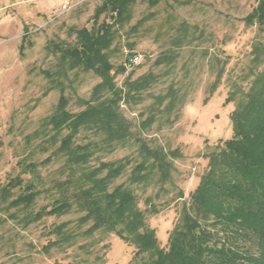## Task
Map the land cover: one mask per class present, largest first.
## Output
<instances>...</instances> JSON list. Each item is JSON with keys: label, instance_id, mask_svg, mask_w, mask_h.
I'll use <instances>...</instances> for the list:
<instances>
[{"label": "rangeland", "instance_id": "1", "mask_svg": "<svg viewBox=\"0 0 264 264\" xmlns=\"http://www.w3.org/2000/svg\"><path fill=\"white\" fill-rule=\"evenodd\" d=\"M102 1L0 0V185L18 176L21 185L29 182L40 189L28 208H4L0 203V264H150L152 260L114 233L86 235L88 225L78 224L82 213L75 206L32 222L25 217L51 207L59 196L53 181L67 173L61 170L64 156L55 148L69 129L55 133L48 122L60 86L68 99L66 109L76 113L86 107L93 87L101 81L94 70L67 69L54 45H73L74 30L109 22L110 13L104 11L94 22ZM257 2L159 0L151 6L148 0H134L129 19L113 26L107 60L115 88L126 90L128 82L147 74L155 79L119 102L130 123L125 141L106 145L103 134L93 128H80L73 140L91 145L87 168L101 162L124 164L109 189L123 184L133 191L159 248H168L169 233L180 223L183 205L208 170L209 154L232 137L230 113L236 100L244 95L254 73L264 70V60L255 66L251 51L256 42L264 45V24L243 21ZM128 54L138 56L129 67ZM170 91L182 101L167 108ZM232 91L236 99L225 103ZM159 96L166 97L159 101ZM151 115L147 125L145 119ZM142 142L178 153L167 157L172 164L169 181L160 182L155 172L146 183L130 182L132 169L143 158ZM213 219L200 222L214 239L246 254H258L253 233L243 234L231 226L224 229L220 223L211 224Z\"/></svg>", "mask_w": 264, "mask_h": 264}, {"label": "trees", "instance_id": "2", "mask_svg": "<svg viewBox=\"0 0 264 264\" xmlns=\"http://www.w3.org/2000/svg\"><path fill=\"white\" fill-rule=\"evenodd\" d=\"M133 2L103 0L95 10L94 22L103 11L110 13L109 22L102 21L89 29L74 30L76 42L73 45H54L67 69L94 70L101 81L93 87L86 107L76 113L66 109L68 99L60 86L61 94L48 122L55 133H60L63 128L69 129L58 138L55 148L64 156L61 170L67 169V173L62 180L53 181L52 187L56 188L59 196L51 207L26 214V220L32 222L44 215H61L75 206L82 213L77 219L78 224L88 225L84 230L86 235L97 231L114 233L133 245L136 253L152 256L150 264H244L242 261L264 264V70L254 73L248 89L236 100L230 113L233 135L209 154L208 170L190 194V201L183 205L181 221L169 233L166 250L158 247L154 231L146 226L144 212L137 207L133 191L123 184L109 189L110 183L122 173L124 164L121 161L101 162L96 167L87 168L93 154L91 145L74 143L80 128H93L102 133L106 145L125 141L130 133V123L121 114L119 102L123 96L129 98L132 92L147 88L155 79L152 74L138 77L121 91L115 88L113 74L110 73L112 66L107 60V50L113 41V26L129 19V6ZM158 2L148 0L151 6ZM243 21L248 25L255 21L264 24V0H258ZM251 51L257 66L264 60V45L256 42ZM132 56L128 54L125 62L129 63ZM160 62L156 60V63ZM106 91L110 95L104 96ZM235 94V91L230 92L225 103L234 100ZM167 95L171 96L167 108L182 101L172 91ZM166 96H159V101ZM152 117L145 119L147 125ZM53 139L56 141V137ZM139 152L143 158L132 169L130 182L146 183L155 172H158L160 182L169 181L172 164L167 157L168 154L178 156L175 150L168 153L142 142ZM21 184V178L16 176L0 185V203L5 204L4 208H28L34 203L40 189L29 182ZM16 187L21 191L15 194L13 189ZM179 194L180 197L183 195L181 191ZM152 211L157 212L155 209ZM209 217L214 218L211 224L220 223L224 229L231 226L243 234L253 233L258 254H246L228 247L225 240L214 239V233L200 222V219L206 221Z\"/></svg>", "mask_w": 264, "mask_h": 264}, {"label": "built area", "instance_id": "3", "mask_svg": "<svg viewBox=\"0 0 264 264\" xmlns=\"http://www.w3.org/2000/svg\"><path fill=\"white\" fill-rule=\"evenodd\" d=\"M137 59H138V56H132V58H130L129 63H127L126 65H128V67L132 66L134 63H136Z\"/></svg>", "mask_w": 264, "mask_h": 264}]
</instances>
